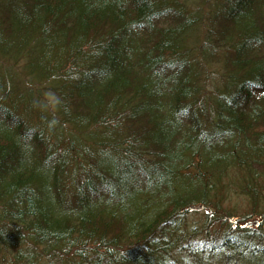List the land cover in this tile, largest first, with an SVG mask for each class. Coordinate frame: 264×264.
Segmentation results:
<instances>
[{
	"label": "trees",
	"instance_id": "obj_1",
	"mask_svg": "<svg viewBox=\"0 0 264 264\" xmlns=\"http://www.w3.org/2000/svg\"><path fill=\"white\" fill-rule=\"evenodd\" d=\"M263 209L264 0H0V264H264Z\"/></svg>",
	"mask_w": 264,
	"mask_h": 264
},
{
	"label": "rangeland",
	"instance_id": "obj_2",
	"mask_svg": "<svg viewBox=\"0 0 264 264\" xmlns=\"http://www.w3.org/2000/svg\"><path fill=\"white\" fill-rule=\"evenodd\" d=\"M242 197H240V199H238L237 197H234V202H235V208H237L238 209V211H237V214H240V213H244L246 210L247 211H249L250 210V208H247L246 206H245V203L242 201V199H241ZM264 211V209L261 211V213ZM249 219H258V217H251V218H249Z\"/></svg>",
	"mask_w": 264,
	"mask_h": 264
},
{
	"label": "water",
	"instance_id": "obj_3",
	"mask_svg": "<svg viewBox=\"0 0 264 264\" xmlns=\"http://www.w3.org/2000/svg\"><path fill=\"white\" fill-rule=\"evenodd\" d=\"M191 208H193V207H191ZM251 223H256V221H252V222H246L244 225H249V224H251Z\"/></svg>",
	"mask_w": 264,
	"mask_h": 264
}]
</instances>
